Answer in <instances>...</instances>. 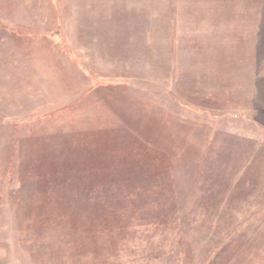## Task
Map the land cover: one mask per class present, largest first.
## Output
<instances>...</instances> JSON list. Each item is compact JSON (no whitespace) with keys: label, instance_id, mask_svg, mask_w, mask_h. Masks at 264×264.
Instances as JSON below:
<instances>
[{"label":"rangeland","instance_id":"obj_1","mask_svg":"<svg viewBox=\"0 0 264 264\" xmlns=\"http://www.w3.org/2000/svg\"><path fill=\"white\" fill-rule=\"evenodd\" d=\"M3 3L0 264H264V0Z\"/></svg>","mask_w":264,"mask_h":264},{"label":"crops","instance_id":"obj_2","mask_svg":"<svg viewBox=\"0 0 264 264\" xmlns=\"http://www.w3.org/2000/svg\"><path fill=\"white\" fill-rule=\"evenodd\" d=\"M0 6L2 12L0 14V101H2L6 99V94L11 92L12 86L16 91L26 93L30 85L37 84L36 74L28 70L32 63H28V56L19 46L11 27L27 28L29 23H34L35 26L32 27L38 24L36 19H29L28 14L29 11H36V8L29 9L26 4L3 3Z\"/></svg>","mask_w":264,"mask_h":264}]
</instances>
